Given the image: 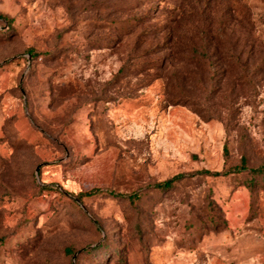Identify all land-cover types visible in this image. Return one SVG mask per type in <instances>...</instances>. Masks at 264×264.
Returning a JSON list of instances; mask_svg holds the SVG:
<instances>
[{"label": "rangeland", "instance_id": "374dc122", "mask_svg": "<svg viewBox=\"0 0 264 264\" xmlns=\"http://www.w3.org/2000/svg\"><path fill=\"white\" fill-rule=\"evenodd\" d=\"M263 165L264 0H0V264H264Z\"/></svg>", "mask_w": 264, "mask_h": 264}, {"label": "trees", "instance_id": "16d2710c", "mask_svg": "<svg viewBox=\"0 0 264 264\" xmlns=\"http://www.w3.org/2000/svg\"><path fill=\"white\" fill-rule=\"evenodd\" d=\"M175 104H180V103H175ZM182 105H185L182 103ZM246 169V165H245V159H242V164L238 167H235V168H232L230 171H241V170H245ZM252 173H260V172H263L264 171V165L263 166H260V167H256V168H252L250 170ZM184 175L183 174H178V175H175L174 177L164 181V182H161L158 184L159 187H170L176 180L180 179L181 177H183ZM100 190L98 189H95V190H92L88 193H86L85 195H93L95 193H98ZM81 195H84V194H81ZM120 196L122 197H129V198H132L133 195H124V194H120ZM66 252L67 253H71V249H66Z\"/></svg>", "mask_w": 264, "mask_h": 264}]
</instances>
